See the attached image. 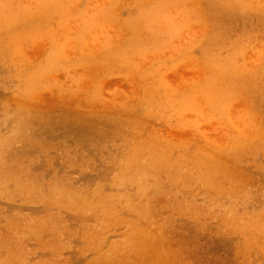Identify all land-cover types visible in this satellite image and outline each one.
<instances>
[{
  "label": "rangeland",
  "instance_id": "374dc122",
  "mask_svg": "<svg viewBox=\"0 0 264 264\" xmlns=\"http://www.w3.org/2000/svg\"><path fill=\"white\" fill-rule=\"evenodd\" d=\"M24 21L48 22L47 35L27 40L28 45L44 44L47 51L39 56L19 49L8 55L11 45L3 51L7 56L6 64L0 65V171L32 168L33 181L25 192L39 193L50 186L58 194L69 192L67 203L83 210L79 213L52 202L16 200L23 191L16 192L14 185L9 191L3 187L12 184L15 176L1 178L0 192L5 194L0 196V218L13 208L14 214L36 218L40 225L46 213L33 210L46 204L51 205L52 213L65 216L68 228L59 234V250L47 248L49 237L39 231L31 233L39 242L44 240L47 249L35 243L32 235L33 241L25 239L27 264L54 262L58 251L60 263L69 260L72 264H94L102 254L110 260L105 264H122L126 257L130 264H264L263 248L256 245V250L255 246L243 250L245 243L255 240L239 235L240 230L249 233V228L255 229L256 215L257 219L264 215V193L258 197L255 189L240 191L234 186V177H228L224 189H217L214 183L207 185L211 174L205 164L194 162L195 156L202 161L206 149L219 140L217 132L226 131L228 140L246 131L252 119L264 123V106L255 103L264 97V0H0L4 37H18L24 29L19 34L10 30L24 27ZM50 48L52 71H65L66 80L37 82L48 85L56 101L34 112L18 103L22 78L9 73L24 61L37 66L36 71L42 69L40 61L48 58ZM111 65L121 69L102 72ZM31 72L23 69L18 76ZM96 74L99 79L94 81ZM116 77L138 81V92L117 88ZM80 79L90 83H76ZM118 90L121 98L111 102L109 98ZM79 95L109 102L111 107L124 103L132 110V131L114 139L111 130L100 135L87 132L81 138L85 132L74 126L68 103ZM27 115L31 123L23 119ZM155 137L173 142L174 148H153L150 139ZM125 140L132 143V156L125 157L127 164L132 163V187L122 184L112 191L114 198L106 190L101 198L85 201V208L81 201L75 202L88 190L102 192L108 181L119 177L112 159L126 150ZM242 144L248 147V143ZM254 144V149L261 150L247 153L242 171L258 176L261 183L264 173L257 169L264 167V152L258 147L261 144ZM115 147L121 150L116 152ZM16 156L22 162H16ZM121 161L117 159V163ZM122 187L132 198L121 195ZM138 194L143 197L136 198ZM251 194L256 195L255 201L250 202ZM248 204L252 206L248 208ZM237 217L242 219L241 225L235 221ZM96 218L104 223L100 247L99 240L97 245L89 243L81 231L86 225L94 228ZM134 227L138 230L133 231ZM130 228L128 253L125 243ZM150 233H160L163 241L155 243ZM143 239L146 245H142ZM144 246L153 249L144 254ZM7 252L12 250L0 248V262ZM16 262L22 260L12 264Z\"/></svg>",
  "mask_w": 264,
  "mask_h": 264
},
{
  "label": "bare ground",
  "instance_id": "6f19581e",
  "mask_svg": "<svg viewBox=\"0 0 264 264\" xmlns=\"http://www.w3.org/2000/svg\"><path fill=\"white\" fill-rule=\"evenodd\" d=\"M220 16H225V15L220 14ZM24 23H25L24 27L21 25L17 27L15 26V28H12V30H10V33L19 34L18 32L24 29L19 34L18 37L17 35L16 36L13 35L14 37H8V36L4 37L3 33L5 30L0 29V65L6 64L5 57L7 55L3 54V51L7 50L8 46L10 47V45L13 47V49L12 51H10L11 53H7L8 55H15L16 52L17 53L20 52L19 49L24 50L25 52H28V53L30 52L36 53L39 56H41L43 52L45 53L47 51L44 44L33 43L32 45H28L29 42L27 40L33 36L36 37V36L43 35V34L44 36L47 35L46 34V27H47L46 24H48V22L46 21V22L40 23V22H35V21H31V22L24 21ZM25 41L28 42L27 46L23 44ZM19 45H22V48H20ZM24 45H25V48L23 49ZM47 56L48 58H43L40 61V64L42 66V69L40 70L36 71L35 69L37 68V66L35 67L33 63L31 62L27 63L24 61V62H20L19 63L20 65L18 66L15 65L14 71L12 73H9L10 76H13L16 78L18 77L19 80H21L22 78V81H21L23 85L22 93L20 95V100L18 101V103L24 105L28 110L33 109L34 112H36L37 109L39 111V110L45 109V107H48L50 104V101H53V100L56 101L48 85L46 86L45 84H43L39 86L40 84H36V83L43 81L45 78H51L52 81L55 80V82L57 80L59 82L61 81L64 82L66 80V76L64 75L65 71L64 72L62 71V73L61 72L53 73L52 71L53 66L52 67L50 66L51 64H53L52 48H50L49 55ZM246 65L249 68L251 66L250 61H248V63L246 62ZM6 66L9 68L10 65H6ZM22 68L24 69V72L27 70L29 71L31 70L32 72L28 76L23 75V77H19L18 76L19 71L23 72ZM118 68L121 69L120 66L115 68V66L111 65L109 66L108 69H104L102 72L108 73V71H116L118 70ZM53 75L54 77H52ZM93 77H94V81L99 79L98 78L99 76L97 74L94 75ZM250 78L252 79V83H254L253 82L254 78L253 77H250ZM104 80H102L101 82H103ZM114 82H115V86L117 88L120 87L121 90L123 91H127L128 93H131V94L132 92L133 93L138 92V89H137L138 81L132 80L130 78L121 79L119 77H116L114 79ZM76 83L78 84L80 83V85H86V84H89L90 81L80 79ZM105 83L106 81L101 83V85H104ZM120 98H121V94L118 90L114 92L113 95H111L109 99L112 102ZM74 99L75 100H68V103L71 105L70 107H72L73 109L72 119L74 120V123H75L74 126L76 128H80L82 131L84 130L83 132H85L83 134L84 136L81 138H84L87 132L90 134L93 133V134L100 135L102 131L111 130L112 131L111 136H112V139H114V137L116 136H125L127 135L126 132L130 130L132 131V123L130 119L132 117V110L127 108L125 105H123L124 103H122V105L120 106L116 105V106L111 107L108 105L109 102L108 103L96 102L97 100L95 99L91 100L87 96L79 95V96H75ZM64 102H67V101L64 100ZM252 102L254 101L252 100ZM240 103H244V102L240 101ZM255 103L258 105L264 106V97H262L261 99L257 98ZM23 119H26V121H29L31 123V117L29 115H27L26 118H23ZM68 120L69 118H64L65 123L68 122ZM249 122L250 124H248L246 131L239 132L232 139L229 138L227 140L226 131H221L220 133L217 132L216 135L219 136L218 138L219 140L215 141L214 146L210 145L206 149V151L208 152L206 153L207 157L202 156V161H201L197 159L195 156L194 162L200 161L203 164H205L206 166L205 168L208 169V174L209 175L211 174V177L206 179V181L208 182V184L206 183L207 185H211L214 183L215 185H217L218 187L217 189H219L220 187L221 189H224L225 184L226 185L228 184V177H230L231 179L232 177H234V180H232L233 183H235L234 186H236L235 188H238L240 191H246L248 193H251L249 189H255V191H258V197L260 196V194L264 193L263 191L264 190V177H263V181L260 183L259 182L260 179L258 176L247 174L246 172L244 173V171H242V162H243V159L246 157L247 153L253 154L261 150V149H254L255 142H258L259 144H261V145H258V147H262L263 149L262 151L264 152V123L258 120L256 121L255 119H252ZM253 126L256 128H253ZM17 139L14 138L13 139L14 142L15 141L20 142ZM244 142L248 143V147L247 146L243 147L244 145L242 143ZM125 143L127 144L126 150L122 151L120 156L119 155L114 156L113 157L114 160L112 159V165L113 167L114 165L116 166V170L118 171L119 177H117L116 175L114 179H112L110 182L108 181V183L104 185L105 190H103L102 192L96 191V190L94 191L88 190L83 195L81 194V196L77 197L75 199V202L81 201L82 206L85 205L84 206L85 208L86 205H88V203H86L85 201H89L93 197H97V196L101 198V196L104 193H106V190H110L111 192L109 193L110 194L109 197L114 198L115 195L113 194L112 191H114L116 188H118L122 184L126 185L124 186L125 188L130 187V186L132 187V177L129 176L130 172L132 171V163L127 164L126 162L127 158H125L128 155H131L132 143H130L128 140H125ZM172 143L173 142L169 140H163L157 137L150 139V144H152V147L154 148V146L156 145V147L161 148V151L167 150L168 147L169 149H172L173 147ZM58 148H64V146H60ZM186 148L187 146L183 147V149H186ZM120 150L121 148H116V147L114 149V151L116 152ZM177 150H179V147L177 148ZM18 152H21V151H18ZM16 158H17L16 162L18 163L22 162L21 158H19L18 156H16ZM119 158H122L123 162L121 161L120 163H117V159ZM74 161H75V158L71 159L68 164L72 166ZM229 165L232 168H230ZM257 170L260 173H264V167L263 168L260 167ZM33 173L34 172L32 168L22 169V170L17 168L15 171H11V172L9 171V169L5 168L4 170L0 171V180L4 176L6 178L15 176V180L11 179L12 184H7L6 186H3V187H5L4 190L9 191L10 186L14 185L16 192L19 193V191L22 190L23 194H18L16 196V200L23 201V202H29L32 200L46 201V202H52L53 205L59 206L58 208L60 209L64 207L65 210L73 209V210L79 211V213L83 211L79 209L80 207L78 204H75L73 202H71L70 204L67 203V201L70 200L69 192L58 194V191H55L52 187L49 188L50 186L48 188L43 187V189L41 190V192L39 191V193H36V192L31 193L30 191L25 192L27 187H29L28 186L29 183L33 181V176H32ZM102 175L103 174H101V176ZM22 176L26 177V179H22L21 178ZM138 177L139 176H136V178ZM127 178L129 181L126 182ZM122 190L124 193L121 195H124V196L130 195L132 198V193L130 194V192L127 190L124 191L123 187H122ZM129 190L131 191L132 188ZM3 194H5V191L2 192V194L0 192V196H2ZM135 197L142 198L143 194H138V196L136 195ZM255 197L256 195L251 194L250 202L255 201ZM82 201L84 202V204ZM155 201L157 205L161 204L159 198H156ZM91 206L93 205L91 204ZM251 206L252 204H248V208ZM50 207H51L50 204H46V206L44 205L43 209L39 208V209L33 210L34 213H46V215L44 216V220L42 221L40 225H39V222L37 221L38 219L36 218L14 214L15 212L13 211L14 210L13 208H10L7 211L8 214L6 216H2L0 218V248L5 249V251L12 250V253L7 252L6 254L7 257L4 258L0 262V264H12V262L14 261L20 262V260H22L21 263H17V262L16 263L17 264H27V262L25 261L26 260L25 257L27 256V251L25 249V242H24L25 239L27 240V242L33 241V238L36 239L34 240V242L39 243L40 246H42L43 250L47 248H51V249L54 248L53 250H59L58 249V244H59V239H60L59 234L63 233L65 229L68 228V226L66 225V222L64 219L65 216L63 217V215L60 212L52 213L49 210ZM98 221L100 222H97V218H96V226L94 228L90 227L89 225H86V227H82L81 231L84 235H87V239L89 243L90 242L93 243V241H95L97 245L98 240H99L100 244L98 246L100 247L103 245L104 237L101 238L99 233L101 232L100 227L104 225V223L99 218H98ZM235 221L237 223H240L238 225H241L243 223L242 219L239 217H237ZM36 224L38 226H36ZM135 229L137 228L134 227L133 231ZM241 229H244L243 225ZM249 229H251L249 233H244V231H241V230L239 231L240 233L239 235H248L247 239H251L252 241L255 240L251 242L250 244L245 243V245L243 246V250L247 251L251 248L254 250L253 246H255V250H256V245H258L260 249L263 248V254H264V215H262L261 217L258 216V219L256 215L255 229L253 228H249ZM36 231H39L43 233V235L49 237L48 239L49 242H47L48 245H46L47 248L45 247V245H43L44 240H41L39 242V239L36 238L34 235H32L31 232H36ZM154 232H158V231H154ZM31 235L32 237L33 236L34 237L33 238L30 237ZM128 236L129 237L126 239L125 244L128 246L126 251L129 253V249L132 247V228L129 229ZM150 236L154 240L155 243H159L163 241L160 233L159 234L150 233ZM142 245H146V241L144 239L142 240ZM145 247L146 246H144V249ZM151 249L153 248L147 246L144 254L150 253ZM58 252L54 253L55 254L53 256L54 259H52L54 260V262L50 260H43L42 262H40V264H72V262L69 260H64L63 263H60L59 259L56 258L57 256L58 257L60 256V253L58 254ZM159 253L156 252V254L159 256V259H161V253L160 254ZM109 261L110 260L108 259V257H106L105 254H102L98 259L94 261V264H105V263H108ZM36 264H39V263H36ZM122 264H130L129 259H127L126 257V259L124 260Z\"/></svg>",
  "mask_w": 264,
  "mask_h": 264
}]
</instances>
